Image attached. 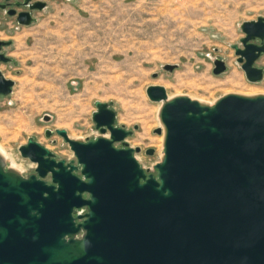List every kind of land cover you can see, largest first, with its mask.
I'll use <instances>...</instances> for the list:
<instances>
[{"label": "water", "instance_id": "95a60500", "mask_svg": "<svg viewBox=\"0 0 264 264\" xmlns=\"http://www.w3.org/2000/svg\"><path fill=\"white\" fill-rule=\"evenodd\" d=\"M45 7L0 0L18 25ZM240 27L242 47H231L256 82L263 77L254 64L264 53V16ZM10 44L0 40V62L12 61L2 52ZM213 64L215 75L226 70L219 55ZM13 84L0 70V95ZM146 94L161 102L156 176L137 161L139 147L125 141L133 130L116 125L111 102L98 100L92 120L108 136L83 141L65 129L45 130L63 138L76 164L57 160L33 137L18 147L35 163L33 172L23 175L0 155V264H264V93L229 92L213 104L169 97L161 85H148Z\"/></svg>", "mask_w": 264, "mask_h": 264}, {"label": "rangeland", "instance_id": "374dc122", "mask_svg": "<svg viewBox=\"0 0 264 264\" xmlns=\"http://www.w3.org/2000/svg\"><path fill=\"white\" fill-rule=\"evenodd\" d=\"M41 1L46 7L33 11L28 25L0 9V40L11 41L2 52L12 59L0 62V70L14 81L11 92L0 95V145L23 175L35 169L18 151L29 137L56 159L75 160L63 138L55 132L46 137V129H65L83 141L108 136L92 120L96 100L111 102L115 124L133 130L125 141L139 147L137 161L156 176L163 154L161 134L154 132L162 127L161 102L148 98V85L208 104L228 92L264 93V79L249 82L231 47L244 36L243 21L264 16V0ZM217 55L226 70L215 75ZM166 64L177 67L168 71ZM255 65L264 66V56ZM150 147L154 153L147 155ZM5 163L11 165L9 158ZM45 179L50 182L49 175Z\"/></svg>", "mask_w": 264, "mask_h": 264}, {"label": "bare ground", "instance_id": "6f19581e", "mask_svg": "<svg viewBox=\"0 0 264 264\" xmlns=\"http://www.w3.org/2000/svg\"><path fill=\"white\" fill-rule=\"evenodd\" d=\"M236 93H241V92H236ZM241 94L252 95V94H257V93H249V92L248 93L247 92L243 93L242 92ZM199 101L204 102L205 100L203 101V100L200 99ZM161 141H163V135L162 134H161ZM0 155L3 157L4 160L9 158L10 164H11L10 166L12 168H14V169H16L18 171L21 170V165L18 164L10 155H7L6 151L1 147V145H0Z\"/></svg>", "mask_w": 264, "mask_h": 264}, {"label": "flooded vegetation", "instance_id": "af4514ba", "mask_svg": "<svg viewBox=\"0 0 264 264\" xmlns=\"http://www.w3.org/2000/svg\"><path fill=\"white\" fill-rule=\"evenodd\" d=\"M2 2H3V0H2ZM9 3H11V4H9L8 6H7V9H10V8H13L14 7V5L12 4L13 2H9ZM23 9H25V8H22V7H17V10L18 11H20V10H23ZM4 11V10H3ZM33 11H36V10H33ZM33 11H32V13H33ZM9 16H11V15H9ZM11 17H14V19H15V21H16V17L15 16H11ZM17 23V22H16ZM256 43H259V40H256ZM239 45H240V47H242L241 46V44L239 43ZM262 56H264V53H262L258 58H257V60L259 59V58H261ZM256 60V61H257ZM255 65V64H254ZM256 67H258V68H262L263 69V77H262V79H260V80H258V81H256V82H259V81H262L263 79H264V66L263 65H255ZM245 75V74H244ZM247 79V78H246ZM250 82V81H249ZM118 147H121V146H118ZM58 160V159H57Z\"/></svg>", "mask_w": 264, "mask_h": 264}]
</instances>
